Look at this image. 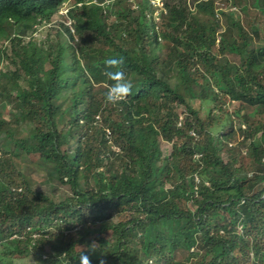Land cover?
<instances>
[{
	"label": "trees",
	"instance_id": "obj_1",
	"mask_svg": "<svg viewBox=\"0 0 264 264\" xmlns=\"http://www.w3.org/2000/svg\"><path fill=\"white\" fill-rule=\"evenodd\" d=\"M66 1L75 35L61 22L55 40L29 37ZM216 2L164 0L156 21L149 0H0V109L17 105L0 112V264H79L90 246L92 264H264V43ZM227 53L240 64L218 65ZM119 57L131 94L108 104ZM25 155L70 196L33 191Z\"/></svg>",
	"mask_w": 264,
	"mask_h": 264
},
{
	"label": "rangeland",
	"instance_id": "obj_2",
	"mask_svg": "<svg viewBox=\"0 0 264 264\" xmlns=\"http://www.w3.org/2000/svg\"><path fill=\"white\" fill-rule=\"evenodd\" d=\"M179 0H168L169 3H174L177 4ZM239 5H235L237 7V11L240 12L239 18L241 20L242 25L246 28L245 30L249 33L250 38H251V45L249 47H255V46H260L264 43V13H260L259 6L263 7L264 6V0H237ZM256 1V5H255ZM218 6L222 8H229L230 6L233 5L232 0H228V2H225L224 0H217ZM70 5V4H69ZM256 6V7H255ZM248 8V10L243 13L241 11V8ZM160 11L155 9L154 15L159 16ZM156 20L158 21V17H156ZM220 21L224 23V18L223 16H220ZM254 28L258 29V35L256 36L254 32L249 29V27L255 23ZM65 23L69 24V20L65 16H60V15H55L52 17L49 23H41L38 24L37 26L34 27V29H37L36 32H31L30 36L32 39L35 41H40V39H45L47 35L53 36L54 37L57 35V30L59 27L58 23ZM154 25V22L152 23ZM223 28V25H222ZM222 28H217V32H221ZM2 46V41H0V47ZM216 63L220 66H224L225 64H228L230 66H237L240 64L239 59L234 56V55H229L224 54L216 57ZM48 69V65L45 67ZM195 92L197 93V88H195ZM192 106L194 108H198L201 104L200 100L198 99H192L190 101ZM213 104L210 102L208 105H202L203 109L200 111V117L202 119L205 118L206 114H208L209 106H212ZM224 105L228 109V113L232 116V121L234 122L235 129H236V145L240 148V160L243 165L248 167V159L245 156V146L241 145L242 143V138H243V133L241 131H244L246 129V125L243 124L241 121H238L236 118L233 117L232 112L237 108V103L236 102H230L227 98H225V103ZM17 108V105L15 103L11 105H6L0 109V112L3 114L9 115L10 110H15ZM183 109L179 107L178 111H182ZM251 109L248 110V112ZM26 128V127H25ZM240 128V130H239ZM11 130L12 131H19L21 136H25L28 132V127L23 130L21 127L18 125L14 126L11 125ZM4 136H0V144H4ZM232 146L228 148H232L235 145V141H232ZM170 152V144L165 142V141H160L159 142V156L166 155ZM244 155V156H243ZM222 156L224 159H226V154L222 153ZM16 159V158H15ZM17 162H14L17 167L22 168L21 172H23L26 181L28 182V186L33 190L38 192L39 194L43 196H49L51 199L55 201H59L64 199L67 196H70V190L68 185L66 184H61L58 182V180H54L49 178L51 176V166L49 167H41L38 165L39 159L37 156H19L17 159ZM233 230L235 232H238V229L234 227Z\"/></svg>",
	"mask_w": 264,
	"mask_h": 264
},
{
	"label": "clouds",
	"instance_id": "obj_3",
	"mask_svg": "<svg viewBox=\"0 0 264 264\" xmlns=\"http://www.w3.org/2000/svg\"><path fill=\"white\" fill-rule=\"evenodd\" d=\"M95 2H96V0H93V3H95ZM149 2H150V6H151L152 10L155 11V9H157L158 11H160V12L163 11L165 13L164 0H149ZM69 4H70L69 1L64 2L55 15H60V16L67 17L68 20H69V24L68 25L66 24V25L68 27H70V29H71V19L68 17V13H69V10L71 8V6ZM99 5L103 6L104 4H99ZM217 5H218V3H217ZM223 11H225V12H235L238 16L240 15V12L237 11V7L234 6V5L230 6L227 9L223 8ZM55 15H53V16H55ZM153 15H154V12H153ZM52 17H51V19H52ZM155 17H158V20H159V16H155ZM215 17L217 19H220V14L216 13ZM49 22H42V23H49ZM35 26H37V25H35ZM36 31H37V29H34L33 32H36ZM71 33L73 35H75L73 29H71ZM29 37H31V36H29ZM47 37H48V35L45 37V39H40V41H46ZM2 44L6 45L7 42L2 41ZM104 63H105L106 69H116L115 71H106V75L111 80L114 81V83L108 87V90L105 93V101H106V103H108V104H117V103L125 101L126 98L131 94L132 83H131L130 80L125 78V74H124V72L122 70V65L124 63L123 57L109 58V59H106ZM0 70H1V68H0ZM182 122H183V116H180L178 118L177 127L180 128L182 126ZM191 133H194L195 136L191 135ZM109 135H110V132L107 131V133H106V138L107 139H109V137H110ZM189 135L191 137L195 138V139L197 138V134L194 131L189 132ZM231 145L232 144H229L230 147H231ZM112 149L114 151H118V149L115 148V147H113ZM200 156H201V154H197L194 157L196 159H198V158H200ZM237 229H238V232H239V228H237ZM94 249L95 248L90 246L87 251L82 252L80 254L79 258H78L79 259V264H92L89 252L94 251ZM99 264H105V261L103 259H100L99 260Z\"/></svg>",
	"mask_w": 264,
	"mask_h": 264
},
{
	"label": "built area",
	"instance_id": "obj_4",
	"mask_svg": "<svg viewBox=\"0 0 264 264\" xmlns=\"http://www.w3.org/2000/svg\"><path fill=\"white\" fill-rule=\"evenodd\" d=\"M191 135L195 136V134H194V133H191ZM196 181H197V179H196Z\"/></svg>",
	"mask_w": 264,
	"mask_h": 264
}]
</instances>
